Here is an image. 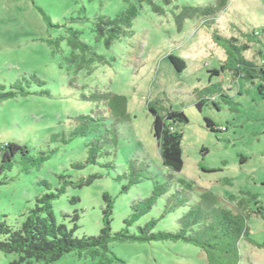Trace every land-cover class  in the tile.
Wrapping results in <instances>:
<instances>
[{"label": "rangeland", "instance_id": "obj_1", "mask_svg": "<svg viewBox=\"0 0 264 264\" xmlns=\"http://www.w3.org/2000/svg\"><path fill=\"white\" fill-rule=\"evenodd\" d=\"M138 1L0 0V84L10 89L31 77L44 82L42 86L33 83L30 95L0 104V147L15 143L26 146L36 160L48 156L45 162L26 167L17 155L12 170L0 175L4 182L0 184V223L20 226L38 197L56 194L66 181V193L54 199L53 210L59 222L62 213L79 215L75 233L79 238L97 236L103 228L105 194L114 201L112 229L118 232L125 229L124 220L133 213L132 203L151 197L156 187L162 195L130 231L156 220L155 232H177L179 219L200 203L204 193L211 192L219 207L234 211L244 203L249 239L246 235L240 242V264H264V91L258 80H234L229 73L211 76L226 59L212 38L213 30L240 43L258 35L245 56L264 64V0H228L212 28L203 26V19L187 20L181 32L173 13L215 0H171V4L153 0L164 14L155 13L144 2L132 37L117 41L110 49L96 42L95 16L114 18ZM38 8L49 16L53 27ZM69 28L78 30L108 63L98 65L91 74L76 73L64 64L69 54L66 43L54 49L50 42L66 35ZM169 55L183 59L186 69L178 72ZM215 83H222L230 98L222 102L216 95L217 107L209 101L199 109L200 96L195 91ZM95 92L125 96L128 117L115 123L105 106L82 98ZM155 103L162 114L163 109L172 108L189 119L179 129L184 160L179 173L162 164L148 109ZM98 115L105 116L102 127H90L85 136L61 142L62 136L68 138L84 124L78 116ZM205 118L220 131L208 130ZM112 138L113 142L108 140ZM1 157L0 151V165ZM73 198L79 201L73 203ZM111 251L120 259L112 264H208L202 249L183 241L116 242ZM17 261V254L0 250V264ZM99 261L70 253L48 264Z\"/></svg>", "mask_w": 264, "mask_h": 264}, {"label": "trees", "instance_id": "obj_2", "mask_svg": "<svg viewBox=\"0 0 264 264\" xmlns=\"http://www.w3.org/2000/svg\"><path fill=\"white\" fill-rule=\"evenodd\" d=\"M147 2L153 11L164 14V9L153 2V0H139L137 4H130L123 12L111 18L104 15H97L93 20V32L96 42H102L107 49L114 43L133 36L134 22L139 16L141 4ZM171 4V0H166ZM228 6V0H215L214 4L205 6H184L179 12L173 13L174 21L179 32L182 31L187 20L203 19V26L210 28L215 24V18ZM44 16L47 24L53 27L51 19L43 9L38 8ZM258 37L253 34L249 36L248 43H240L237 38L221 36L216 30L212 32V38L216 44L223 48L226 59L220 69L211 71V76H220L222 73H229L232 79H243L254 83L260 81V91H264V64H257L250 60L245 53L251 49L252 38ZM65 42L69 48L68 56L64 57V64L73 68L76 73L87 72L91 74L98 65L107 64V59L98 53L97 48L86 43L78 30L69 28L66 35L60 36L51 45L54 49L60 48ZM168 60L178 71L186 69V62L174 55H169ZM35 83L42 86L44 82L36 77L23 78V82H16L7 89L0 84V104L17 98L27 96L31 85ZM200 96L197 107L200 109L207 102L211 101L217 107L213 97L219 96L222 102L230 98L228 91L222 83L211 84L210 86L196 90ZM83 99L94 104L106 107L110 115L115 119V123L120 119L128 117V101L125 96L110 92H95L91 97L85 95ZM212 99V100H211ZM148 109L153 117V135L159 148V155L163 166L172 173H179L184 167L182 142L183 134L179 130L181 126L187 125L189 119L183 111L172 108L163 109L162 114L158 109V103L149 104ZM78 121L84 122L68 138L61 137V142L66 144L75 136H85L90 127L100 128L105 121V116L96 117L78 116ZM205 125L213 133L220 129L215 123L205 118ZM59 136L54 137V139ZM113 142L114 139H108ZM2 154L0 175L5 171H11L15 163V157L20 156V162L29 165L43 163L48 156L39 157L36 160L30 156V151L26 146L15 143H7L0 147ZM80 166V165H76ZM63 179L64 177H60ZM57 190V193L45 194L36 199V205L31 209L25 221L17 227L0 223V250L6 254H17L19 261L13 264H31L33 261L44 262L46 264L55 262L70 253L86 254L92 261L99 259L94 264H112L120 259L111 251V244L142 242L151 243L155 241H183L202 249L207 256L208 264H240L241 252L240 242L247 235L249 239V227L247 225L248 214L243 202H240L235 210L222 208L217 205L218 198L211 192L202 195L199 204L195 205L179 219L180 229L177 232L157 231V221L152 220L144 226H137L136 232L130 229L135 227L141 217L148 214L156 205L160 194L156 187L152 196L141 201L133 202L131 208L133 213L130 218L124 220L125 229L114 232L112 229V213L114 201L108 194L103 196L105 209L103 210V228L97 236L77 237L75 235L79 228L77 223L79 215L61 214V219L73 224L69 228L63 221L59 222L53 210V201L66 193L67 182ZM4 184V182H0ZM40 184L47 188L51 184L41 181ZM81 186V185H80ZM76 198L73 203L78 202ZM184 205V204H183ZM261 210V208H259ZM113 255L110 259L108 255Z\"/></svg>", "mask_w": 264, "mask_h": 264}]
</instances>
